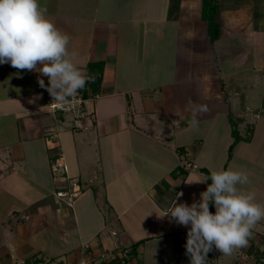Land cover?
Returning a JSON list of instances; mask_svg holds the SVG:
<instances>
[{
	"label": "crops",
	"instance_id": "obj_1",
	"mask_svg": "<svg viewBox=\"0 0 264 264\" xmlns=\"http://www.w3.org/2000/svg\"><path fill=\"white\" fill-rule=\"evenodd\" d=\"M170 1L39 0L47 18L70 37L79 70L88 75L89 63H103L102 83L86 101L93 115L76 130L70 116L49 106L54 101L40 88L39 73L0 64V264L72 261L88 242L96 252L129 251L128 264H189L188 229L166 214L175 199L191 205L206 191L203 170L217 166L208 140L229 158L238 97L246 111L237 116L252 134L233 148L251 147L258 134L246 119L255 104L251 93L233 90V101L225 79L234 73L218 58L249 43L234 57L238 74L264 85V63L257 58L264 51V0L259 10L254 0H232L233 8L249 5L255 13L222 19L216 40L202 18L203 0H180L177 18L170 17ZM251 58L260 64L243 68ZM260 95L264 88L253 97L259 101ZM194 105L207 111L197 115ZM57 159L66 170L54 175ZM259 170L248 191L263 201L264 166ZM66 190L76 191L72 208L68 196L58 195ZM257 232L264 233V220L252 230L262 235ZM254 246L249 240L226 257L235 258L230 264H254ZM224 259L213 248L206 264H228Z\"/></svg>",
	"mask_w": 264,
	"mask_h": 264
},
{
	"label": "clouds",
	"instance_id": "obj_2",
	"mask_svg": "<svg viewBox=\"0 0 264 264\" xmlns=\"http://www.w3.org/2000/svg\"><path fill=\"white\" fill-rule=\"evenodd\" d=\"M69 42L70 37L47 18L39 0H0V64L39 73L40 88L62 105H68L91 79L72 62ZM40 76L48 78L47 85ZM202 111L207 109L193 106L197 115ZM197 123L194 116L192 124ZM210 180L199 202L188 205L175 199L166 214L188 229L184 247L189 264H206L213 248L231 255L246 247L253 228L264 220V205L255 202V193L238 188L249 183L246 172L212 171Z\"/></svg>",
	"mask_w": 264,
	"mask_h": 264
},
{
	"label": "rangeland",
	"instance_id": "obj_3",
	"mask_svg": "<svg viewBox=\"0 0 264 264\" xmlns=\"http://www.w3.org/2000/svg\"><path fill=\"white\" fill-rule=\"evenodd\" d=\"M254 3L258 6V8H257L258 10L262 8L261 7L262 0H254ZM245 7H249V5H247ZM245 7H238V8L235 7V8H233V6H232V0H219V11H218L219 18L218 19L220 20V24H221V20L222 19L223 20L229 19L231 17V14L237 13V15H236L237 18H241L247 12L252 13V11H249ZM253 13H255V12L253 11ZM253 13L251 15H253ZM226 22H228V21H226ZM235 22L238 23L237 20H235ZM226 39L229 40V38H226ZM228 43H231V41H229ZM238 45L239 46L236 47L237 48V50L235 51L236 53L232 52L231 54H229L227 56H224V57L220 54L219 55V58H218V61L220 63H218V64H221L224 61H228L229 64L224 65L225 66V69L228 70V71L230 70L231 72L234 73V75L230 76L231 77L230 79H229V77L225 79L226 80V87L228 88V90H230V93L233 96V101H234L233 90L240 92V90H237V89L238 88H240V89L242 88V89H244V91H246L245 92L246 95L249 94V93H251V95H250L251 98H249V99H250V101H252L255 104H254L253 107L250 108V112L246 115V119H247V122L249 121L251 123V126L252 127H254V126L256 127V130H257L258 134L255 133L254 140L250 144L251 147H247L244 144H240L239 145L240 150H237L236 151V148L235 149L233 148L234 150L231 151V153H230V150L228 149L227 150V157H229V158L226 159V161L224 160L226 158V152L224 150V147H223V151H222V147H220V145H218L216 147V146H214L212 144V141H210V140H208V142L206 143V145H207L208 152L210 150L211 153H212V155H214L215 157H217V161H216V165L217 166H214L212 171L228 170L229 168H231L232 170L246 172L247 175H248V178H249V183L246 184V185H243V186L238 185V188H241V190L244 191V192H249L248 190H250V191H253L254 190L253 189V186L255 187L254 181L256 180V178L258 176V173L260 171L259 168H261V166L262 167L264 166V95H263V97H262V95H260L261 97H259V99H260L259 101H258V99L257 100L255 99V98H257L256 94L258 92H260L264 88V85H263V83L259 82L255 78H250L251 81L250 80L248 81L246 78L249 75L244 76L245 79L242 77L244 79L243 80L241 78V76L238 74L241 71V67L239 66V63H238L237 59H235L234 57H236L241 52L242 53L243 52H246L248 50L249 43L242 44V42H241ZM233 48H235V47H232V49ZM250 52H252V51H250ZM257 58H259V60H262L263 63H264V51L262 52L261 55H258L257 54ZM257 58H255V59L251 58L243 66V68H247L249 66V64H251V63H253L256 66H258L260 64V62L258 61ZM235 62H237V66L236 67H232L230 69L231 63H235ZM253 96H256V97L254 98ZM236 101H237V107H238V109H236V110H234L232 112L231 117H232L233 122L236 125V130H237L238 136L240 138H242V139L243 138L246 139L247 137L248 138L251 137L252 132L249 131V128L247 127L248 124H246V122H243V125H242V120L237 116L238 113H239V111L242 114H245V111L246 110L243 107V99L241 97H238L236 99ZM258 103L261 104L260 108L258 106ZM258 109H260L259 112L257 111ZM257 114H260L261 117L259 119H257V121H256ZM67 115L70 116L69 118H70V121H71V115H69V114H67ZM258 117H259V115H258ZM232 136H233V138H235L234 135H232ZM217 141L220 142L221 144L224 143V141L221 138L217 139ZM52 155H56L55 154V151L52 152ZM247 157H249L250 159H251V157L252 158L253 157H258L259 159H252L251 161H249V159ZM229 159H230V162H229ZM222 161L223 162L225 161V162H224L223 166L221 167L219 164H221ZM194 171L195 172H198L199 170H194ZM208 171L211 174L212 171L211 170H208ZM52 172H54V171H52ZM57 173L61 174L60 171L59 172L56 171V172H54V175L55 174L57 175ZM172 175H173V177H176L178 174L175 173V174H172ZM52 177H53V175H52ZM54 179L57 180V178H54ZM206 179H208L207 176H206L205 180ZM260 179L261 180H264V177L262 178V176H261ZM56 182L57 181H54V183H56ZM163 183H164V185H162V186H166V183L164 181H163ZM205 183H206L207 186L209 185V181H207ZM73 188H71V189H73ZM161 189H163V187H161ZM32 194L35 195V193H32ZM56 195H57V193H56ZM259 195H256L255 194V202L264 205V202H263L264 201V198H263V201H262V197L259 196ZM57 197H58V195H57ZM65 200L67 201V205H68L69 208H72L74 206V200H73V198H72V200H70L69 198H67ZM55 204L58 206V200L55 202ZM214 212H215V208H214L213 213ZM258 234H262V232H259ZM262 235H260L261 236L260 237V236L254 235L252 233V236L249 239V240H251V242H255L254 248H257L258 249V251L255 252V255H254V258H253V259H255V263L254 264H264V235L263 236ZM261 248H262V250H261ZM236 250H238V249H236ZM208 255H210V252L208 253ZM208 255H207V257H208ZM223 257L225 258L224 259L225 263H228V264H230L231 262H233L234 259H235L232 256L226 257V255H224V254H223ZM230 257H232V258H230ZM56 259H58V258H56ZM66 260H67L66 258H64L63 260L61 259V261H66Z\"/></svg>",
	"mask_w": 264,
	"mask_h": 264
},
{
	"label": "built area",
	"instance_id": "obj_4",
	"mask_svg": "<svg viewBox=\"0 0 264 264\" xmlns=\"http://www.w3.org/2000/svg\"><path fill=\"white\" fill-rule=\"evenodd\" d=\"M97 95V93H93L90 90V86L87 83L85 87L79 91L77 96L70 99L68 105L58 104L54 101L49 106L54 110H60L63 113L71 115L72 128L76 130L83 129L85 128V121L93 115V112L88 110L86 101L93 99ZM53 169L55 172H63L64 169L66 170V166H64L62 163H59L57 160ZM74 185L76 186V184ZM74 193H76L75 190L72 191V193L69 190H66L58 192V195L61 197L68 196L70 200H72ZM129 258V251L121 253L120 250L105 249L96 252L92 244L88 242L82 245L81 254L75 260L66 261L64 263L62 261H41L36 264H128ZM119 260H121V263Z\"/></svg>",
	"mask_w": 264,
	"mask_h": 264
},
{
	"label": "trees",
	"instance_id": "obj_5",
	"mask_svg": "<svg viewBox=\"0 0 264 264\" xmlns=\"http://www.w3.org/2000/svg\"><path fill=\"white\" fill-rule=\"evenodd\" d=\"M180 7V0H171L170 1V8L169 13L170 17L174 16L175 18L178 17L176 13H178ZM219 0H203V9H202V18L208 22L209 27V34L211 36L212 40H216L219 38L221 33V27H220V20L219 18ZM102 72H103V63H89L88 64V75L91 77L88 84L90 86V90L93 93H98L101 83H102ZM232 129H233V135L235 136L234 143L230 146V153L233 150V147L236 143L242 140L238 136L236 125L232 120ZM247 140H250L251 137H247ZM206 173V176L208 178L209 184L211 183L210 180V172L207 169L203 170ZM176 172L174 171L173 174ZM210 211H214V206L209 205ZM135 246L133 247V250L135 251ZM131 254V252H130ZM121 263V260H119Z\"/></svg>",
	"mask_w": 264,
	"mask_h": 264
}]
</instances>
